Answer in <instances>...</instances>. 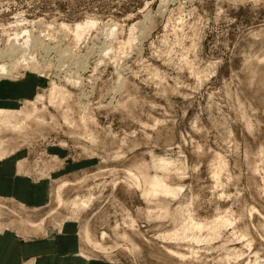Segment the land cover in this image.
Here are the masks:
<instances>
[{"label":"rangeland","instance_id":"obj_1","mask_svg":"<svg viewBox=\"0 0 264 264\" xmlns=\"http://www.w3.org/2000/svg\"><path fill=\"white\" fill-rule=\"evenodd\" d=\"M12 45L0 82L37 92L0 155L52 185L42 210L0 198V223L71 224L107 264H264V0H0V65Z\"/></svg>","mask_w":264,"mask_h":264},{"label":"crops","instance_id":"obj_2","mask_svg":"<svg viewBox=\"0 0 264 264\" xmlns=\"http://www.w3.org/2000/svg\"><path fill=\"white\" fill-rule=\"evenodd\" d=\"M36 92L33 77L18 82L1 81L0 107L5 110L17 108L23 100L33 99ZM22 153L0 161V198L31 210H42L49 204L51 181L39 182L35 176H22L19 165L29 159L25 151ZM55 176L53 173L52 177ZM1 225L4 228L0 231V264H107L81 252L82 242L71 230V224L62 234L52 233L42 238L26 237L6 223Z\"/></svg>","mask_w":264,"mask_h":264},{"label":"bare ground","instance_id":"obj_3","mask_svg":"<svg viewBox=\"0 0 264 264\" xmlns=\"http://www.w3.org/2000/svg\"><path fill=\"white\" fill-rule=\"evenodd\" d=\"M12 51L14 52V46L13 45H12V48H10L9 52L7 51L8 54H6L8 57H10L9 61H8L9 64L0 65V75L1 76H9L10 68L14 69L13 68L14 67V58H16L18 55L12 56L11 55ZM3 60L1 61L2 63H4ZM61 95L64 96L65 95L64 92H62ZM14 113H18V111L17 110L5 111L4 109H2V107H0V119H1V121H4V122H6V124H9L11 122V118L13 117ZM5 158H6L5 155H0V161H3ZM155 169L160 170L163 173H167V172L171 171V165L165 159L160 158V159L155 160ZM144 179L146 181L145 184L147 185V189L145 190V193H144L145 196L150 197V196H157L160 194H170V195L176 197L178 195V192H176L175 190L167 188L165 178L163 176L162 177L156 176V177H153L152 179H149L147 177V175H144ZM67 186H69V184L67 182L63 183L60 186L59 190L64 189ZM137 186L139 187L140 183H138ZM80 204L82 205V208H84V209H88V207H89L82 200H80ZM32 224L35 227H39L42 225V224L40 225V224H35V223H32ZM195 225H196L195 227L200 231L207 228V225H202V224L201 225L195 224ZM85 232H86L85 238H86L87 244H94L97 249H100L101 244L99 242L94 243V241L91 240L89 231H85ZM106 236H107V234L103 233L102 234V240H104L106 238ZM181 236L182 235H178L177 238H179ZM104 250H106V249L104 248Z\"/></svg>","mask_w":264,"mask_h":264}]
</instances>
